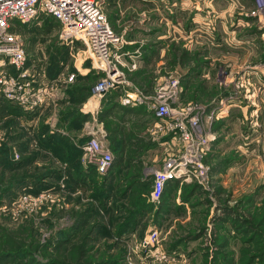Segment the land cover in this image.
<instances>
[{"label": "rangeland", "instance_id": "obj_1", "mask_svg": "<svg viewBox=\"0 0 264 264\" xmlns=\"http://www.w3.org/2000/svg\"><path fill=\"white\" fill-rule=\"evenodd\" d=\"M199 1L200 13L183 0L175 5L165 0L102 3L123 41L120 51L137 59L139 67L128 74L124 65L119 66L125 88L111 91L107 104L119 102L126 89L138 90L148 98L145 109L155 116L149 106L162 100L158 96L165 92L170 96L164 94V99L174 112L166 120L155 116L156 123L150 122L157 133L153 165L138 160L134 167L123 168L124 173L133 174L116 181L112 192L107 184L100 186L101 178L95 176L97 169L83 146L97 137L114 156L110 144L121 140L130 125L124 126L119 111L114 118H106L103 99L92 92L99 78L85 80L91 85L86 97L77 89L84 82L69 84L67 78L79 59L85 58L78 65L82 71L91 68V63L84 46L62 39L60 23L46 17L35 29L20 28L30 57L29 67L26 61L25 66L36 84L46 86L49 100L41 104L35 119L18 123L0 118V255L9 252L0 264H264V161L248 163L250 156L264 152V71L246 62L231 68L228 56L213 61L207 57L212 48L222 50L230 45L236 49L234 38L219 28L221 16L227 20L236 15L257 17L262 18V27L254 29V55L264 64V18L249 14L255 0H205L206 7L204 0ZM187 22L199 28L190 29L191 50L181 41H187ZM217 27L222 38H216ZM240 28L244 30L243 24ZM74 50L77 54L73 56ZM182 52L186 54L181 56ZM79 110L82 119L75 117ZM131 124L135 126L136 121ZM181 127L192 137L193 148L200 151L201 166L188 175L170 178L161 197L153 201L150 191L155 171L183 151ZM50 133L63 136L65 150L56 146L51 152L40 147L41 138ZM21 140L26 142L20 145ZM73 146L80 151L76 164ZM32 154L35 157L25 164L29 158L24 157ZM113 156L108 169L97 172L114 181L121 175L120 168L113 167ZM87 174L97 184L85 188L80 183L83 190H75L74 176ZM129 184L133 192L119 198L120 189ZM106 188L109 197L103 196ZM98 190L100 200L90 197ZM137 192L155 205L138 209L137 221L120 235L114 216L127 208L130 213L137 209L138 203L133 206L141 197ZM88 203L95 212L75 224ZM108 221L114 222L116 227L109 224L113 231H107Z\"/></svg>", "mask_w": 264, "mask_h": 264}, {"label": "built area", "instance_id": "obj_2", "mask_svg": "<svg viewBox=\"0 0 264 264\" xmlns=\"http://www.w3.org/2000/svg\"><path fill=\"white\" fill-rule=\"evenodd\" d=\"M103 1L0 0V91L3 96L26 109L36 108L49 100L46 86L36 84L30 77L28 67L25 66L26 50L22 38L10 30L13 18L28 21L41 14L50 15L59 21L60 36L64 41L71 45L80 43L85 47L91 68L101 74L92 87L93 96L102 98L107 91L119 85L123 86L125 80L122 71H119V66H126L128 63L126 58L133 56L126 51H120L123 41L113 30L103 10ZM165 1L175 5L182 0ZM254 7L255 9L249 14L264 18V0H255ZM72 54L73 56L77 54L76 50ZM84 59L81 58L79 61ZM128 66L135 68V61L131 59ZM73 77L74 73L69 75L67 80L70 81ZM164 94L166 97L170 96L169 93L163 92L158 96L162 100L158 103L153 102L151 106L148 105L153 108L155 116L160 120H166L174 114L170 103L164 99ZM120 101L126 105L149 103L143 92L127 89L121 95ZM191 124H196L194 117L191 118ZM180 134L184 142L183 151L169 158L162 168L154 173L150 191V198L153 201L161 197L165 184L170 178L188 175L201 166L198 162L201 153L193 148L189 132L181 127ZM83 148L98 172L103 173L108 169L112 154L102 148L97 137H91Z\"/></svg>", "mask_w": 264, "mask_h": 264}, {"label": "crops", "instance_id": "obj_3", "mask_svg": "<svg viewBox=\"0 0 264 264\" xmlns=\"http://www.w3.org/2000/svg\"><path fill=\"white\" fill-rule=\"evenodd\" d=\"M183 1L184 3L187 2L190 5H192V7L196 9V12H199L197 8L201 9L199 0H183ZM248 1L251 2V0H248ZM202 4L204 5V7H206L208 3H206V1L204 0ZM220 15L222 14L220 13L219 16ZM201 17H203V15H201ZM242 18L244 20L239 18V15H236L234 19L227 20V17L223 15L221 16V19L219 18L220 20H218L219 28L225 31L228 34V37L234 38V41L237 42L235 47L236 49L238 47L239 48L237 50L234 49L235 52L234 50H232V48H230L231 47L230 45L227 48H223L222 50L218 48H216L217 50L212 48V50L210 51L208 50L209 54L207 57H211L210 60L213 61V60H221V58L228 56L229 58L228 57L227 58L231 60L230 62L231 64L229 65L231 68H235L236 66L240 67L244 64V62H246V63H252V64L255 63V65L259 66L258 68L261 69V71H264L261 68V66L264 67V64L263 63L259 64L258 62L260 58L258 57L256 60L257 55H254L255 47L253 46V40L255 41L253 35L256 34L254 32V29L258 28V25H259V28L262 27V21L260 18H257V17H256L257 20H255L256 18L255 19L253 18L252 20V18H247L245 16ZM216 22L217 21H215V23ZM189 23L190 22H187L186 24V26L187 25L189 26L187 27L188 32H186L187 34H185L184 36V38L185 37L187 38V41L186 42L183 41L184 39L181 41L184 42V46L186 49L191 50L192 42L190 41L188 42V39H189L188 37H192L191 33L193 31H191L190 29L194 30V29H199V28L198 27L191 28V25ZM242 24L244 26L243 28L244 30H241V28L239 29V27H241ZM253 25H255V28ZM202 31L204 33L205 30H202ZM216 31L218 34L216 38H222L223 37L222 33L218 30V27ZM240 31L244 33H240ZM261 37L264 39V31L261 32ZM198 49H194V51ZM204 53L205 51L203 52V54ZM228 59H225V60H228ZM132 60H134L136 63L137 59H134V57H132ZM129 61L130 59L126 58V62H128V65H129ZM78 63L79 64H77L75 68L79 70L81 73L87 72L86 70L88 69H85V67H84V71L78 68V65L82 64V61H78ZM245 65L247 64H244V66ZM136 66H137V63H136ZM209 66L210 64H208L206 68H208ZM124 68H126V66H124ZM122 88H125V87H122ZM111 98H112L111 95H104L102 97L103 99L102 104H104L103 109L106 112V118L108 119L114 118L116 116V111H119V113H121L119 115L124 120L123 121L124 126L126 127L127 123L130 125V127L127 130L123 131V134H121L123 136L122 139L117 141V143H115V145L117 144V147H114V144H111V149H113V147L120 148L124 152L122 154L121 161L116 162V159H114L115 161H113V167L122 168L124 165V162L125 163L129 162L130 164H134L138 160H142V162L145 165H153V163L156 161L157 133H155L156 132L155 125L154 126L151 125L150 122L154 121V123H156L157 120L155 116L153 115L152 112H149V110H146L145 105H142V104L141 105H126V104H122L120 101L119 102L116 101L114 102V104L111 103V105H109L107 104V101L110 100ZM110 107H111V110L108 109ZM238 111H240V109L236 110L237 113ZM134 121H136L135 126L131 124V123H134ZM137 122H140L141 124L143 123L144 125L140 127ZM137 152H141L140 155H138ZM261 161H264V152L260 153V155L254 154V156H250L248 163L252 164V162H255V164H258Z\"/></svg>", "mask_w": 264, "mask_h": 264}, {"label": "trees", "instance_id": "obj_4", "mask_svg": "<svg viewBox=\"0 0 264 264\" xmlns=\"http://www.w3.org/2000/svg\"><path fill=\"white\" fill-rule=\"evenodd\" d=\"M46 17H49V20H51V18L54 20V21H56V22H58L59 23V21L57 20V19H55V18H53L52 16H50V15H45V14H41L40 16H38V17H36V18H33V19H31V20H28V21H21L20 19H18V18H13L12 19V21H11V25H10V30L11 31H13L14 33H16V34H18L21 38H22V40H23V43H24V47H25V42H24V38H23V36L20 34L21 33V30H20V28H22V27H28V28H30V27H32V29H35V24L37 23V22H39V20L42 18V21L46 18ZM49 20H47V21H49ZM45 25H46V23H44ZM37 25V24H36ZM47 26V25H46ZM25 50H26V48H25ZM182 54H186V53H184V52H182L181 53V56H183ZM29 55V53L27 52V50H26V66H28L29 67V65H28V62L30 61L29 59H30V57L28 56ZM29 60V61H28ZM144 59H142V61H143ZM130 62H131V60L129 61V64H130ZM127 72H128V74H133V73H136L137 71H139V67H137V68H130L129 66H126V69H125ZM71 71H73L74 72V77H73V79L70 81V83L69 84H72V85H77V83L78 82H84V84H82V85H80L77 89H78V91L79 92H82V93H84L83 94V96L84 97H86L87 95H89V92H90V89H91V85L90 84H87V83H85V80H88V79H93V80H97L98 78H99V76L101 75L100 73H98L96 70H94L93 68H89L88 69V71L87 72H85V73H81L79 70H77L76 68H71ZM35 79L37 80V77L35 76ZM118 87V88H117ZM115 89H111V90H109L110 91V93H109V91H107L104 95H111L112 96V93H111V91H113V90H118V91H122V87L119 85V86H117ZM43 108V106L41 107V106H38V107H36V108H32V109H26V108H24L22 105H20L19 103H17V102H14V101H10V100H8V99H6L4 96H3V94L1 93V91H0V118H1V120H4L5 122H10V121H15V122H18V123H20L21 121H23V120H25V121H29V120H32V119H35L36 118V116H38V114L40 113V111H41V109ZM74 113H77L76 115H75V117L76 116H79L78 117V119H82V114H80V110H79V113H78V111H75ZM42 114V113H41ZM40 114V115H41ZM24 131V130H23ZM43 131V130H42ZM62 137L63 136H61V135H58V134H56V133H50V134H46V136H44L43 138H41V142H40V147L41 146H43V147H45L44 149H48L49 151H51V152H54L55 150H54V147H56V146H58V148H61V149H64L65 150V148H66V144H64V142H63V140H62ZM111 138V137H110ZM112 139V138H111ZM26 141L25 140H21V142H20V145H22V144H24ZM111 145V144H110ZM111 147V146H110ZM114 147H117V144L115 145L114 144ZM113 147V152H114V159H116V162H119V161H121V159H122V154L124 153L120 148H114ZM5 149H7V148H5ZM43 152V151H42ZM39 152H36V154H35V156L38 154ZM73 156H74V160L73 161H75L74 162V164H76L77 163V158H76V156H78V154H80V151L79 150H77L74 146H73ZM56 155H57V152H56ZM30 155H27L26 157H24V158H29V159H27V160H25V161H23V162H25V164L26 163H28L32 158H34L35 156H34V154H32L30 157H29ZM58 157L59 156H61V155H57ZM131 158V157H130ZM23 159V158H22ZM20 163V165H22V162H19ZM15 165H17V164H15ZM134 165H135V163L134 164H130L129 162H127V163H125L124 162V165H123V167L121 168L120 167V171L118 172V173H120V175H121V177H118L116 180H114L113 181V179H109L107 176L108 175H104V176H102V175H100V173H98L97 172V170H93V172L95 173V176H97V177H99V178H101V180L99 181V184H100V186H102L103 184H107L108 186H107V188L112 192V191H115L116 190V187H114V183L116 182V181H119V180H121L122 178H123V176H126L127 177V174H129V173H124L125 172V170H123V168H129V167H134ZM94 166H95V164H94ZM93 166V167H94ZM95 169H96V166L94 167ZM78 170V169H77ZM77 170H75V171H77ZM75 171L73 172V174H75ZM124 173V174H123ZM90 174H91V172H90ZM130 174H133V173H130ZM86 177V180H84V178ZM74 179H75V184H77V186L75 187V190L77 189V190H79L80 192L83 190L82 189V187H84L82 184H80V183H84V185H85V188H87L88 187V185H89V187L91 186V185H93V184H97V181H95V179H93L92 177H89L88 176V174L86 175V176H79V175H75L74 176ZM134 181H136V180H134ZM110 182H113L111 185H110ZM152 183V182H151ZM88 184V185H87ZM134 184V183H133ZM132 184H129V185H124L123 187H122V189H120V190H123L122 191V193H119L120 194V196H118L119 198H125V196L126 195H129V194H131V192H133V190H132ZM107 188H106V193L105 194H103V196H105V197H109V192H108V190H107ZM136 196H140L141 195V197H139V200L137 199V202L135 201L134 202V204H133V206H135V205H137V203H138V205H137V211L135 210L134 212H132V213H130L129 211H128V208L127 209H124V211H126L125 213L124 212H120L119 214H116L114 217H115V219H116V221H114V222H117V224H119V231L121 232L120 233V235H122V234H124V232L127 230V229H129V227L131 226L132 227V225H134V223L137 221V219H138V217H139V214L137 213L138 212V209L139 210H142L144 207L146 208H151L152 206V203L153 202H151V201H149V200H147L146 199V195L144 196L143 194H140V193H136L135 194ZM94 197V198H96L97 200H100V196H101V193L99 192V190H98V192H96L95 194H91V196L90 197ZM80 196L78 195V198H79ZM137 198V197H136ZM143 199V200H142ZM102 202H100V204H101ZM92 204V203H91ZM154 204V203H153ZM89 205V203L87 204V206ZM155 205V204H154ZM103 206V205H102ZM94 206H88V207H85L84 209H82L81 210V212L76 216V219H75V224H77V223H79V222H81V221H85V219H87V218H90V213H94L95 211H94ZM141 208V209H140ZM148 208V209H149ZM103 209H105L104 207H103ZM106 209H108V206H106ZM105 209V210H106ZM143 210H145V209H143ZM130 214H129V213ZM136 212V213H135ZM127 215V216H126ZM109 222V221H108ZM114 222H109V223H106V225H107V228L106 227H104V228H106L107 229V231H109V229H111L112 231H113V229L110 227V223H111V225L114 223ZM100 224H101V222H99ZM85 225H87V224H85ZM90 225H94V222H92ZM115 224H113V226H114ZM110 227V228H109ZM114 227H116V226H114ZM77 228H79V227H77ZM131 229V228H130ZM8 253L9 252H4L3 254H1L0 255V258H2V257H5V256H7L8 255Z\"/></svg>", "mask_w": 264, "mask_h": 264}]
</instances>
